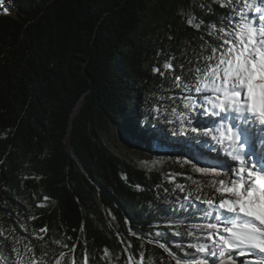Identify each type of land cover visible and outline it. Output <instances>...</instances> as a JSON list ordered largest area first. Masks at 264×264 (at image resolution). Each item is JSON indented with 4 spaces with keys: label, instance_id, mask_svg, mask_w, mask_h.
<instances>
[{
    "label": "trees",
    "instance_id": "16d2710c",
    "mask_svg": "<svg viewBox=\"0 0 264 264\" xmlns=\"http://www.w3.org/2000/svg\"><path fill=\"white\" fill-rule=\"evenodd\" d=\"M231 13L218 0L0 2V264H14V248L40 264H83L85 252L88 264H128L130 254L131 264L141 254L144 264L202 257L187 247L210 245L199 231V240L187 234L209 222L196 198L218 203L220 194L184 174L144 168L109 137L113 129L174 153L203 140L224 152L209 137L181 134L171 109L183 111L189 95L174 76L190 78L211 51L206 41L220 43L205 26ZM189 15L204 22L200 30ZM209 119L197 109L193 124Z\"/></svg>",
    "mask_w": 264,
    "mask_h": 264
},
{
    "label": "snow or ice",
    "instance_id": "6c2138e0",
    "mask_svg": "<svg viewBox=\"0 0 264 264\" xmlns=\"http://www.w3.org/2000/svg\"><path fill=\"white\" fill-rule=\"evenodd\" d=\"M218 2L221 7L228 6L232 13L222 16L219 22H209L205 27L208 35L220 43L206 41L211 51L202 52L204 62L188 70L192 73L190 78L174 76L175 86L189 95L182 97L184 110L178 111L173 107L171 113L179 120L181 134L190 131L196 136L209 137L231 162L226 159L222 164L194 165L196 172L211 170L215 175H220V171H223L227 180L217 182L219 187L215 190L222 197L218 203L212 198H196L207 206L198 211L201 218L209 222L193 224L187 234L199 240L201 237L196 235L199 231L204 234V240L210 241V245L189 243L187 247L202 254V257L174 259L176 264H212L209 257H213L217 264H235L236 254H259L253 264H264V153L259 154L260 159H253L258 155L257 143L264 145V0ZM186 23L197 30L204 25L194 15H189ZM180 67L183 68V65ZM163 68L172 69L171 61H165ZM153 72L164 75L156 67ZM201 97L203 103L198 104ZM198 108L201 115L210 119L194 125ZM152 110L159 113L160 107ZM195 142L206 143L203 140ZM214 159L218 160L219 157ZM185 163L188 161L185 160ZM194 203L190 201V206ZM41 231L46 233L48 230L44 228ZM132 234L140 238L138 234ZM174 234L180 235L178 230ZM155 235L163 237L165 233L158 231ZM152 242L172 255L165 243L158 240ZM12 251L16 253L14 264H40L35 255L25 262L17 249ZM27 251L31 252L32 249L29 247ZM132 259L130 254L128 264H131ZM0 260H3L2 255ZM56 264H60V259ZM72 264H76L75 259ZM83 264H88L87 252L84 253ZM139 264H144L143 254Z\"/></svg>",
    "mask_w": 264,
    "mask_h": 264
},
{
    "label": "rangeland",
    "instance_id": "374dc122",
    "mask_svg": "<svg viewBox=\"0 0 264 264\" xmlns=\"http://www.w3.org/2000/svg\"><path fill=\"white\" fill-rule=\"evenodd\" d=\"M203 100V99H202ZM200 104V101H197ZM199 109V108H198ZM111 145H114L115 150H125L128 149L130 153L135 156L137 161L144 167L150 169H165L171 172H176L177 174H184L188 177H191L195 180L203 181L207 184H210L214 189L219 187L217 183L220 180H227V177L223 174V171H220V175H215L212 171L206 175L204 172H196L195 167H200L201 164H211V163H224L227 159L230 163L231 160L226 156V153H219L216 147L212 144H203L188 146L182 144L180 147V152H172L167 147L160 148L159 146L153 145L152 150H147L144 146L140 145L137 142L132 141L131 145L124 142L118 133L114 132L112 129V134H110ZM264 151V146L257 143V152L260 150ZM263 149V150H262ZM259 150V151H258ZM258 156V155H257ZM254 157L253 159H260L259 157ZM219 157V159H214ZM185 160L188 163H185ZM207 160H211L209 163H206ZM195 165V167H194ZM229 215V214H225ZM223 227V224H221ZM242 258L245 259V255L236 254L235 264H244ZM212 264H217L216 259L209 257Z\"/></svg>",
    "mask_w": 264,
    "mask_h": 264
},
{
    "label": "bare ground",
    "instance_id": "6f19581e",
    "mask_svg": "<svg viewBox=\"0 0 264 264\" xmlns=\"http://www.w3.org/2000/svg\"><path fill=\"white\" fill-rule=\"evenodd\" d=\"M260 150V149H259ZM258 150V151H259ZM263 150V149H262ZM260 153H264V151H259L258 152V156L257 157H259L260 158ZM256 160H258V159H256ZM245 256H246V261L248 262L247 264H253V262L258 258V255L259 254H252V255H248V254H244ZM242 261H243V263L245 264V259L244 258H242Z\"/></svg>",
    "mask_w": 264,
    "mask_h": 264
},
{
    "label": "water",
    "instance_id": "95a60500",
    "mask_svg": "<svg viewBox=\"0 0 264 264\" xmlns=\"http://www.w3.org/2000/svg\"><path fill=\"white\" fill-rule=\"evenodd\" d=\"M80 106V103L78 104V106L76 107V109H78V107ZM75 116V114H73V117ZM73 127V123H71V128ZM120 138L126 142V143H129L131 145V142L130 140H128V138L124 137L123 135H121L119 132H118Z\"/></svg>",
    "mask_w": 264,
    "mask_h": 264
}]
</instances>
